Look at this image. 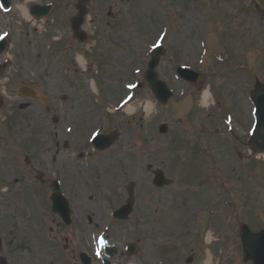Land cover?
<instances>
[{
    "label": "rangeland",
    "instance_id": "374dc122",
    "mask_svg": "<svg viewBox=\"0 0 264 264\" xmlns=\"http://www.w3.org/2000/svg\"><path fill=\"white\" fill-rule=\"evenodd\" d=\"M64 0H59V3L63 2ZM165 2L172 7L173 13L178 15L180 18V29L178 31V35L181 36V30L183 25L186 23L184 22L183 18H194L195 20L200 22L198 16L201 13V10H208L210 9V14H212V10L216 11V22H220L222 25L228 24L233 26L237 30H247L251 35L255 37V40L259 37H262V33L256 27V14L258 12L264 13V0H217L215 2H209L208 0H197L195 4H190L185 2V0H138L135 3L141 4V6L137 7V15H142V20L138 22H142L145 19H152L150 15L155 14L162 16V6L161 3ZM106 2V3H105ZM98 2L94 5V11L91 15V28L96 32L100 33L103 29L106 28V24L108 20H118L119 17L123 16L124 9L119 8L116 14H112V19H106L105 15L106 10H108V2ZM134 4V3H133ZM164 4V3H162ZM107 5V7H106ZM247 5L253 7V18L254 23L251 25L248 22V14H247ZM59 9L62 7H58ZM114 8V7H113ZM110 7V11L112 9ZM170 8V7H169ZM143 9V11H141ZM171 9V8H170ZM64 14L68 15L71 13V7H67L66 10L62 11ZM109 13V12H108ZM64 15V16H66ZM110 16V15H109ZM157 17V16H156ZM155 17V18H156ZM6 17L1 19V26L5 25ZM59 22V20H57ZM161 22L156 21L153 25L152 35L160 29ZM4 28V27H2ZM26 30V29H25ZM60 35L62 34L61 29H59ZM226 33V32H225ZM25 34L23 40L22 37H19L17 40L18 47L24 46L22 50H27L29 52L35 53L40 52L42 53V48L46 47L48 41L50 40L49 37L44 38V42L41 39L42 35H39V39L37 36H30L31 33L28 35ZM120 34V33H119ZM121 35V34H120ZM134 31L128 33L121 41L120 49L121 52L117 55H111V51L109 48V41L104 44V40H98L95 43L94 54L95 59L98 61V75L94 76V81L97 82V88L100 92L105 94L106 88H110L109 85H112V81H116V79L121 80V73L124 64L129 60L128 53L129 50L132 49V39L134 37ZM236 36L237 34H231ZM110 36L116 39L117 35L113 32L110 33ZM63 39V36H62ZM12 44L14 43V39L11 37ZM61 42V40H60ZM68 40L64 39V44L67 45ZM100 42V43H99ZM24 43H27L25 45ZM93 44V43H92ZM65 45V46H66ZM177 45V41L175 40L172 48ZM90 43L86 47H89ZM194 48H197V44H193ZM53 46H51L52 49ZM70 47L74 48L73 45L68 46V52H70ZM83 48L82 46L78 47V50L81 51ZM12 54L17 53V47L13 46L12 50L10 51ZM47 58V56H46ZM40 63H43L42 61ZM216 62L209 58L206 62V69L208 71L217 69L215 64ZM81 64V63H80ZM75 65L73 66V68ZM50 68V67H48ZM49 70V69H48ZM45 69V84L42 88V95H46V90L51 91H59L68 89L65 81H61L58 77L55 76L57 72H49ZM121 71V72H119ZM47 72V73H46ZM119 72V73H118ZM29 75L32 73L27 72ZM68 81L73 80L71 83L75 86V94L73 99L69 102H73V110L75 113H85L88 111L89 104L85 108V104L80 100V94L83 91H88L89 87L92 83V79L88 78H81L80 75H72L70 76ZM117 73V74H116ZM116 74V75H115ZM31 76V75H30ZM39 76V73L33 72V76ZM220 79L221 77H216ZM110 79V80H109ZM239 79V78H238ZM237 79V80H238ZM243 79H240L241 81ZM238 81V82H239ZM244 82V80H243ZM108 84V85H107ZM216 88V87H215ZM238 91L239 103L241 106L244 107V113L247 112V105L244 103L243 98L240 95V91L237 87H235ZM229 89V88H227ZM142 91L139 93L137 100L134 102L132 111H137L138 115H143L142 112L150 113L152 116L157 118V122L162 120H167V118L176 119V116H173V112L180 113L177 107L182 104L185 110V114L181 117L185 124V128H190L197 130L194 132L197 136L198 143L200 146L208 151L211 155H217L216 159L220 160L225 154V150L223 149L224 145L218 144L217 150L213 145V138L206 130V125L209 121L205 116L193 113L190 114L186 113V111L190 108V101L186 99L177 100L174 99V102H171L169 105L166 106H158L155 104L153 97L147 91V89H141ZM111 92V91H110ZM187 92L192 97V101L194 99L196 102H201V98L199 99V94L193 95V90L187 88ZM122 94V93H121ZM108 96V95H106ZM111 97V93L109 95ZM92 99H90L91 101ZM200 100V101H199ZM148 101L153 103V107L149 112L146 110V104ZM212 102V99H209V103ZM144 108V111H143ZM131 111V112H132ZM142 111V112H141ZM243 114L239 115L240 120L243 121L241 128L245 129L248 126V121L245 122L243 120ZM141 121L146 122L144 126L153 127L155 119H141L137 120L138 123ZM211 125V123H210ZM188 134L190 132H187ZM189 136V135H188ZM194 142V138L190 137V141L185 143L184 145L178 144V152L177 150L173 151L174 156L167 149V140L157 142L158 150L153 152L154 158L152 163L156 166H161L165 169V173L168 177L171 178L172 183L161 189H149L145 188L140 190L141 198L139 200V204L137 206L138 210H143L147 215H140L139 217V229L144 233V243L142 245L143 254L140 258L134 259H125V264L132 262L131 264H149L154 262L157 258H160L158 253V244H164L167 239L169 241H175V237L182 235V231L185 230L188 234V229L191 231L193 235L201 236L203 239L205 238V234L208 230L215 232V236L220 234V239L224 241V243L219 247V243L215 246L208 247L209 250L207 251V247H204L203 241L202 245L195 246L192 241V236L188 238L189 242H186L185 245L184 240L187 239L182 237V242L176 247L172 246V250H176V254L178 255V260L176 264H185L184 259L186 257H191L190 264H208L207 259L208 254H210L211 259H209L210 264H232L235 263L239 256H240V245L234 242V235L237 232V222L243 223L245 225L250 226L251 229H261L264 226L263 222L260 220L259 215L264 214V159H256V161H251L247 165L238 167L234 163H230L227 171L225 173L227 179H229L228 183H224L225 186L228 188L229 192L233 199H225L222 195H211L209 191H206L207 188L199 189L200 191L195 192H187L185 190V186L192 187L191 180L192 176L190 173L195 172L198 168V164L189 163L187 159V151L188 149L192 148L195 149L196 155L195 159H202L199 151L200 147H197L196 144L191 146V142ZM181 159H185L184 162H180ZM136 162V159L134 160ZM137 162L144 164L145 160L140 158ZM173 164V167H172ZM177 164H179L177 169ZM129 164L125 163L124 168L127 169ZM180 166H182V171L185 176L181 179L179 173H182ZM201 171V170H200ZM244 171L247 174H251L253 172V176L249 179L242 178L240 181L241 184H237L238 188H234L233 186V174L235 172ZM231 172V174H229ZM126 174V173H125ZM231 177V178H230ZM126 178V177H125ZM127 179H125L126 181ZM123 181L122 183H125ZM121 182V181H120ZM117 181H109L105 185L101 187L98 186L97 183L94 184L96 196L94 197V209L98 213L97 220H100L101 223L98 224V229L103 225V223L107 220V211L108 206L109 208L113 207L124 195V190L120 188L122 183ZM242 187V190L240 189ZM248 188V192L246 189ZM248 193L247 199H240L244 194ZM202 194V195H201ZM116 196V197H115ZM214 196V197H213ZM203 197L205 199H203ZM210 198H214L215 202L212 203ZM104 201H108L109 205L104 207ZM221 205V206H220ZM156 208V210H154ZM174 209V212H173ZM199 209V217H196L193 214L194 210ZM105 213V214H104ZM142 219V220H141ZM193 222V223H192ZM135 224V216L131 215L128 220L117 222L115 225L114 230L112 231L111 238L115 242H120V240H131L134 238V228L133 225ZM162 224H166V226H162ZM182 224H186L183 226ZM23 227L25 226V221L23 223ZM172 230L171 232H165L166 230ZM97 232H95L96 234ZM111 233V232H110ZM60 233L55 232L54 235L59 237ZM60 239V238H59ZM229 243L231 246L226 245ZM51 245H59L57 242H52ZM190 245L191 248H188L186 245ZM227 246V248H226ZM19 251L12 254L13 262L17 261L18 258L16 254ZM207 252V253H205ZM191 253V254H190ZM225 253V254H224ZM61 251L59 248L55 249V253L53 256L56 258ZM223 255V257H222ZM121 258V257H119ZM55 264L57 260H53Z\"/></svg>",
    "mask_w": 264,
    "mask_h": 264
},
{
    "label": "flooded vegetation",
    "instance_id": "af4514ba",
    "mask_svg": "<svg viewBox=\"0 0 264 264\" xmlns=\"http://www.w3.org/2000/svg\"><path fill=\"white\" fill-rule=\"evenodd\" d=\"M2 109H0V113ZM30 120L24 123V127L13 129V131H18L17 141L15 142L22 143L23 148L27 149L30 162L36 166L35 169L33 168L35 174L40 172V170L43 171V169L48 173L68 171L70 177L66 185L67 197L73 199L76 207L83 211L88 207H92L85 199L88 195V182L92 179L93 170L90 169L88 161L82 162L81 166L78 165L76 154L71 150V147L77 144V137L73 136L69 148L63 152L61 147L60 118L56 119V122L52 124L51 118L47 121L46 117H43V121L37 125V128L32 126L33 122H30ZM9 124L5 115V121L1 123L0 127V146L11 139L9 137ZM7 145L12 146V144ZM106 162L107 159L99 161L101 173L104 172ZM141 173L139 171V174ZM97 178H102V176L97 175ZM34 186H29L28 191L25 193L27 199L33 194Z\"/></svg>",
    "mask_w": 264,
    "mask_h": 264
},
{
    "label": "snow or ice",
    "instance_id": "6c2138e0",
    "mask_svg": "<svg viewBox=\"0 0 264 264\" xmlns=\"http://www.w3.org/2000/svg\"><path fill=\"white\" fill-rule=\"evenodd\" d=\"M4 35H7L6 33ZM129 87H135L134 85H129ZM129 99H131V97H129ZM99 243L101 245H103L105 243L104 239L101 237L100 240H99ZM97 255H99V253H97Z\"/></svg>",
    "mask_w": 264,
    "mask_h": 264
},
{
    "label": "bare ground",
    "instance_id": "6f19581e",
    "mask_svg": "<svg viewBox=\"0 0 264 264\" xmlns=\"http://www.w3.org/2000/svg\"><path fill=\"white\" fill-rule=\"evenodd\" d=\"M205 98H206V96H205ZM150 106V105H149ZM132 109H131V107L129 106L127 109H126V111H131Z\"/></svg>",
    "mask_w": 264,
    "mask_h": 264
},
{
    "label": "water",
    "instance_id": "95a60500",
    "mask_svg": "<svg viewBox=\"0 0 264 264\" xmlns=\"http://www.w3.org/2000/svg\"><path fill=\"white\" fill-rule=\"evenodd\" d=\"M258 134H262V135H263V132H261V131H260V129H259V132H258Z\"/></svg>",
    "mask_w": 264,
    "mask_h": 264
}]
</instances>
